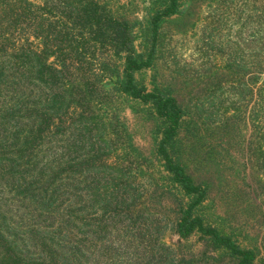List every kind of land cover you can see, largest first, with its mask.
Listing matches in <instances>:
<instances>
[{
	"label": "rangeland",
	"instance_id": "374dc122",
	"mask_svg": "<svg viewBox=\"0 0 264 264\" xmlns=\"http://www.w3.org/2000/svg\"><path fill=\"white\" fill-rule=\"evenodd\" d=\"M37 2L48 7L50 21L42 29L54 39L42 46L31 36L32 46L40 45L46 58L57 48L52 44H59L62 49L47 62H73L75 69L69 66L61 79L50 72L39 87L34 74L29 78L30 71L36 74L35 63L30 69L20 63L14 65L15 89L2 85L24 96L15 105L14 94H0V264H71L74 253L89 248L91 234L97 250L93 264L116 263L119 246L137 252L138 264H169L175 256L192 258L193 264L235 262L221 257L200 233L182 238L175 229L181 208L195 195L185 194L165 169L158 145L166 121L154 104L119 91L111 77L123 78L125 36L136 53L152 54L151 66L134 73L136 83L174 95L186 107L169 150L195 180L209 184L195 214L244 248L256 246L257 237L264 240V137L249 112L248 123L236 118L223 123V130L213 127L218 107L241 97L239 58L254 53L264 0H179L181 12L163 16L156 36L153 19L171 0ZM101 19H117L129 29ZM63 23L64 35L59 34ZM72 39L78 42L75 50ZM59 80L69 92L56 87ZM59 93L62 100L55 103ZM25 148L31 154L28 169L19 158ZM54 160L63 167L60 208L44 206L45 193L36 185ZM116 163L122 168L111 170ZM161 241L176 255L162 252ZM263 262L264 250L255 264Z\"/></svg>",
	"mask_w": 264,
	"mask_h": 264
},
{
	"label": "trees",
	"instance_id": "16d2710c",
	"mask_svg": "<svg viewBox=\"0 0 264 264\" xmlns=\"http://www.w3.org/2000/svg\"><path fill=\"white\" fill-rule=\"evenodd\" d=\"M47 8V5L37 2V0H0V94L6 97L15 96V105L19 104V102L23 100L22 98L24 95L20 93L19 90L17 92H12L10 89L2 87L3 84H11V88L15 89L14 86L16 85V80L12 82V79L18 73L14 72V65L22 63L24 67L27 65L30 69V63H35V67L37 69L36 74L30 70V75L28 73L27 74L29 75V78L31 77V74H34L39 87L43 86L45 82H47L50 72L53 76H59L61 79L63 78L62 75H64V71L68 70L69 66L70 69H75L73 62L66 65L65 61H62L63 67L58 64L56 60L53 63L47 62L49 55H52V52L56 53V51L62 49L59 44H52L57 48L56 50H52L50 54H47L46 58L43 56V50L40 48V45L36 48L32 46L31 36L40 39V41L42 40V46L46 45L47 39H54L51 36L53 34H47L48 30L45 34L46 37L43 34L44 30L47 28L42 29V26L45 25V22L50 21L49 11ZM180 12L179 0H171L170 5L166 7L161 14L154 17L153 36H156L159 21L163 16ZM259 18L262 19H260L255 26V38L252 41L254 53L245 55L242 54L239 58L240 70H238V74L241 78L242 88L238 89L241 97L239 100L232 103L234 106H232V104H228L225 108L222 105L218 107L217 114L219 116V120L213 126L217 130H223V123H227L228 120L231 121L236 118H241L245 123H248L245 114H248L249 112V117L252 118L255 128H257L264 137V11L261 12ZM99 21L107 22L123 30L129 29L127 24L117 19H101ZM59 22L62 21L59 20ZM62 25V30L59 31V34L64 35L66 34L64 32L66 23H63ZM17 29H19V36L17 38L16 36L12 37ZM43 38H46V40ZM76 43L78 42L74 39L70 42V48H72V50L78 48ZM131 43L132 39L129 36H125L123 38V44L126 50L124 69L122 72L123 78L121 76L115 77L113 75L111 77L114 79L116 87L119 91L127 93L136 99H140L145 103H153L158 116L166 121V127L158 145V153L164 160L165 169L170 173L171 180L182 188L185 194L195 195L194 200L189 203L188 206L181 208V216L174 222L176 231L182 238H188L195 232L200 233L203 238H207L210 246L221 257L227 255L231 258V260H235L232 264H255L259 254L262 250H264V240L260 241L257 237L254 241V243L256 242V246L252 248H244L237 243L231 235L223 233L216 226L206 224L203 217L195 214V208L202 204L206 199L209 184H202L195 180L192 174L189 173L187 167H185L183 163L177 161L169 150V144L173 142L179 134L182 119L186 115V107L180 104L179 99L174 95H165L157 90L149 91L145 87H140L136 83L134 73L138 70L151 66L152 54H150L149 57L144 58L141 54L136 53ZM152 46V49L154 50L155 43H153ZM228 73L229 76L235 75L234 71H230ZM25 74L26 72L20 75L23 77ZM59 83L60 85L62 84L61 80H59ZM60 85L57 84L56 87L58 89H60V87L62 88L63 86ZM62 89L69 92V86L66 88L63 87ZM71 92L72 94L74 93L73 89H71ZM62 95L59 93L53 96L54 102L58 103L61 101L62 97L60 96ZM195 107L199 108V105H195ZM209 107L212 108L216 106L209 105ZM103 139L105 141L107 140L105 137H103ZM263 149L264 146L261 148V153L264 152ZM29 153V149L25 148L19 156L22 166L24 167H26L27 164H32L31 154ZM17 164H20V162L17 161ZM109 167L111 170H118L122 168L118 166L117 163L110 165ZM62 170L63 167L61 161L54 160L53 165L42 169L41 174L45 180H42V175L37 178L36 185L38 186V190L44 191L45 193V198L43 200L44 206L57 205L59 208L63 207L62 201L59 200L61 197L60 191L62 190ZM52 184H58L59 186L52 187ZM67 201L69 202L70 200L67 198ZM69 211L72 210H67V212ZM261 212L264 217V208L262 207ZM244 228L247 229L249 226H244ZM92 239L93 235L91 234L90 239L88 240L91 242L89 248L85 249L86 247L83 244V248H85L79 250L80 255H76L75 253L73 254V259L75 260L71 264H93L92 260L96 261L97 250L92 246L94 245L92 244ZM69 242H73L70 237ZM76 242L79 243V240L77 239ZM106 247L107 249L103 254L106 253L107 255L109 253V248L108 246ZM119 247L120 249H117L116 251V257L118 260L113 264H138V262H133L134 256L138 254L137 252H130V254H128L127 249L124 251L123 246ZM159 247L164 253L165 251L169 254L174 252L176 255L174 248L165 242H159ZM127 256L131 257L127 258ZM159 262L163 263L164 261ZM182 263L193 264L194 260L192 258L189 260L183 258L181 260L178 256H175V258L171 259L169 264ZM262 264H264V262Z\"/></svg>",
	"mask_w": 264,
	"mask_h": 264
}]
</instances>
